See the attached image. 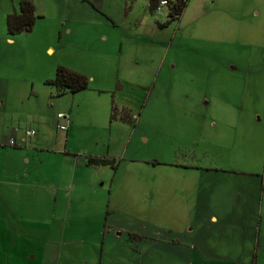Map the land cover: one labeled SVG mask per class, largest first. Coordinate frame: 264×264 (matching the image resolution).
Listing matches in <instances>:
<instances>
[{
  "label": "rangeland",
  "instance_id": "rangeland-1",
  "mask_svg": "<svg viewBox=\"0 0 264 264\" xmlns=\"http://www.w3.org/2000/svg\"><path fill=\"white\" fill-rule=\"evenodd\" d=\"M20 1L0 0V99L9 98L0 125L21 132L9 130V144L30 129L47 148L67 143L82 170L76 189L36 186L42 168L67 175L33 151L42 166L33 184L22 175L0 184V264H264V234L258 250L244 239L264 223V0L243 1L238 25L223 0H189L166 25L168 8L151 12L148 0H31L33 30L11 35L7 13ZM58 65L87 75L89 89L55 96L45 81ZM113 103L132 125L111 120ZM89 155L117 169L84 166ZM175 163L236 171L228 183L201 181ZM194 184L226 185V206L242 186L247 232L199 225L201 207L181 191Z\"/></svg>",
  "mask_w": 264,
  "mask_h": 264
},
{
  "label": "crops",
  "instance_id": "crops-1",
  "mask_svg": "<svg viewBox=\"0 0 264 264\" xmlns=\"http://www.w3.org/2000/svg\"><path fill=\"white\" fill-rule=\"evenodd\" d=\"M213 1L215 2V0ZM223 1H227L225 8H223V14L231 16L234 19V21L237 22V25L238 23H242L245 21V19L241 20L244 14V11H245L243 7V1L245 0H223ZM246 1L249 5L251 0H246ZM168 12H169V8L167 10V14ZM254 12L258 16L260 11L256 9ZM9 13L10 12H8L7 14ZM48 50L52 51L51 48H49ZM51 78L53 77H50L47 79H51ZM7 100H9L7 95H3V97H1L0 99V106L5 108L6 107L5 103L7 102ZM59 113H62V112H59ZM65 120L67 121L68 117ZM9 130H12L13 132H20V130H18L15 127H12V126L7 127L6 125H0V157L1 156L5 157L7 161L6 163H4V165H0V177H1L0 184L6 183V182L14 183V180H13L14 178L12 177H15L16 175L18 177L22 175L28 182L32 183L31 177H33V174H35L37 170H39L40 167L42 168L41 165L37 164L34 158L33 151H38L39 153H43L42 154L43 156L44 154H47L46 161L47 162L50 161V164H48L49 165L48 168L51 169V167H53L57 169L61 165H64L61 168H63V170L66 169L67 178L70 177V180L68 181L67 178L60 179L56 175L51 177V175L49 176L48 173L45 174L46 168H42V171H40V172H43V174L41 175L42 179H41V182H39L40 185H36V186L47 188V186L45 185L48 184L49 187L66 186L68 188L70 187L71 190L77 188V186L79 185V183H77V178H79L78 174L82 170V167H80L81 165L80 160H81L82 154L79 155L75 152L73 153V151L75 150L73 151L69 149L67 150L66 148L67 143H65L63 150L56 148L58 146V144L56 143H55L56 147L50 146L52 148H47L48 146L46 145L48 142H45L41 138L32 140L31 138H33L34 136L27 135L28 130H26L25 133L22 132L23 136L20 138L19 141L16 142V145H10L8 140L6 139V133L9 132ZM23 150L25 152H23ZM23 155H25L24 162L27 165L31 164L30 168L24 169V168H21V166L19 165V161L23 159ZM108 155H111V153L109 152ZM77 156H79L80 158ZM85 161L83 164L84 166L86 165ZM175 164L177 168H181L185 170L186 172L191 173V175H193L196 180L200 179L201 181L203 180L204 181H215L218 183H228L229 178H230L229 176H231L236 171V169H232L231 172H229L228 170L227 172H225V170H223V168H220L219 166H209V167L200 168L198 164H190V165H187V164L179 165L177 163ZM92 166H95V165H92ZM69 168H71V171L67 170ZM48 176L49 178H47ZM234 187H236L235 206L234 205L226 206L223 204V197H224L223 190L226 189V185H222V184H216L213 186H208L205 184L204 185L200 184V186H196V184H194L193 186L184 185L181 187L182 188L181 191L189 192V194H191L189 204L193 205V209H195L197 206L201 207L203 217L198 221L199 225L201 223L204 226L208 225L207 228L209 229H211V225H209L210 223L218 224L219 227L232 226L235 228V226H239L242 232H247V231H244L243 222L240 221V220H245V219H239V217L243 216L242 205L244 203V199L246 196L245 191L242 186L236 185ZM52 198H53V201L55 202L59 200V196L57 194L51 195L50 200H52ZM71 199H73L72 196L69 197V201H71ZM236 209H237V214H235ZM230 214L233 215L236 219L231 218ZM257 221H258L257 225L259 224V228L256 229V226L255 227L253 226L254 225V221H253V225L247 228V230H250L252 235L246 234V236L244 237V239L248 238L253 241L255 240L257 241L255 244L253 242L250 244V246H248L249 251L259 249V246H260L259 241L261 240V235L264 234V223L263 222L261 223V220L259 219ZM199 229L201 228L199 227ZM193 232H194V227L191 226L190 233H193ZM256 232H257V238L255 237ZM199 233H203V231L198 230L197 234ZM188 235L192 236L193 234H188ZM196 236L197 235L194 236V239H196ZM198 236L201 239H205L206 235H198ZM233 238L234 236H232V239ZM232 249L234 250L233 252H237L238 255L239 253L243 254V253L248 252V251H245L244 247L242 248V244L240 246L239 245L234 246L232 247Z\"/></svg>",
  "mask_w": 264,
  "mask_h": 264
},
{
  "label": "trees",
  "instance_id": "trees-1",
  "mask_svg": "<svg viewBox=\"0 0 264 264\" xmlns=\"http://www.w3.org/2000/svg\"><path fill=\"white\" fill-rule=\"evenodd\" d=\"M133 1V0H129ZM161 0H148L149 9L151 12L157 10ZM169 8L168 17L169 19L165 22V25L169 20L178 19L185 11L189 0H168ZM40 17L36 14V8L31 0H21L19 2L18 10H14L7 15L6 24L8 34L17 33H29L33 30L37 18ZM47 85L52 86L55 89V96H62L66 93H77L89 89L90 78L77 72L73 69L58 65L53 78L45 81ZM54 96V95H53ZM111 120H120L129 124H133V118L131 113L126 112L124 108L121 110L113 103L112 113L110 116ZM86 165L88 166H111L112 169H117V163L114 158L105 156H91L89 155L86 159Z\"/></svg>",
  "mask_w": 264,
  "mask_h": 264
},
{
  "label": "built area",
  "instance_id": "built-area-1",
  "mask_svg": "<svg viewBox=\"0 0 264 264\" xmlns=\"http://www.w3.org/2000/svg\"><path fill=\"white\" fill-rule=\"evenodd\" d=\"M169 4L168 0H161L157 9L160 10L161 8L163 7H167V5ZM57 117L62 119V118H67V115H65L64 113H58L57 114ZM61 129H67L68 126L63 124V125H60ZM27 135L29 136H35L36 135V131L34 129H30L27 131ZM10 145H16V142H14L13 140H10ZM262 177V180L264 181V172L263 174L261 175Z\"/></svg>",
  "mask_w": 264,
  "mask_h": 264
}]
</instances>
